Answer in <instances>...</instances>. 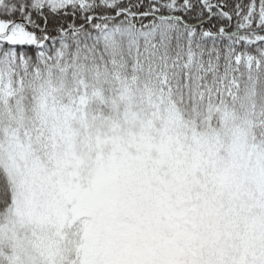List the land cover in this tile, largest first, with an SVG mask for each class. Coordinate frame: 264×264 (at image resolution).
<instances>
[{"label":"snow or ice","instance_id":"6c2138e0","mask_svg":"<svg viewBox=\"0 0 264 264\" xmlns=\"http://www.w3.org/2000/svg\"><path fill=\"white\" fill-rule=\"evenodd\" d=\"M0 264H264V0H0Z\"/></svg>","mask_w":264,"mask_h":264}]
</instances>
